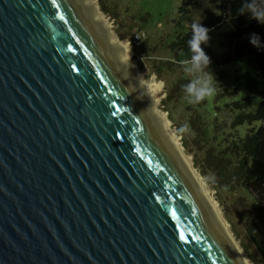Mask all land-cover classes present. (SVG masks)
<instances>
[{"label":"water","instance_id":"95a60500","mask_svg":"<svg viewBox=\"0 0 264 264\" xmlns=\"http://www.w3.org/2000/svg\"><path fill=\"white\" fill-rule=\"evenodd\" d=\"M0 264H247L88 0H0Z\"/></svg>","mask_w":264,"mask_h":264},{"label":"trees","instance_id":"16d2710c","mask_svg":"<svg viewBox=\"0 0 264 264\" xmlns=\"http://www.w3.org/2000/svg\"><path fill=\"white\" fill-rule=\"evenodd\" d=\"M218 14L205 11L202 25L210 29L204 50L210 71L219 87L217 93L199 104L188 102L183 86L189 82L180 61L190 58L191 28L177 37L168 50L172 60L154 62V73L179 68L170 81L162 107L176 126L181 146L208 185L224 200L232 199L245 233L264 262V24L240 9L246 0H210ZM198 0H182L178 13L188 14ZM103 11V10H101ZM259 37V46L250 43ZM158 76V75H157ZM159 77V76H158ZM245 95L234 99L240 93ZM233 114L229 123L217 117V104ZM185 131L181 129L185 128Z\"/></svg>","mask_w":264,"mask_h":264},{"label":"rangeland","instance_id":"374dc122","mask_svg":"<svg viewBox=\"0 0 264 264\" xmlns=\"http://www.w3.org/2000/svg\"><path fill=\"white\" fill-rule=\"evenodd\" d=\"M99 13L103 17L106 25L110 27L117 42L127 44L129 47L130 61L136 64L137 71L143 76L145 81L158 82L161 90L158 94L159 104L165 114L169 127L175 140L181 145L179 136L176 134V126L169 120L168 112L162 107L165 93L169 89L170 81L175 79L180 73L179 68H168L160 73H154L153 63L172 60L169 45L177 40V37L190 29L191 23L196 20H203L205 11L218 14L216 3L210 0H198V6L188 14L178 13L182 0H94ZM103 10V11H101ZM137 36V40L132 38ZM159 77H158V76ZM260 87L264 86L263 78H257ZM245 94L242 92L234 99H240ZM209 101L211 98L209 97ZM225 100H220L217 104V117L225 123H229L233 114L225 111L222 106ZM192 160V157L189 155ZM203 179L210 192V198L220 206L223 218L227 222L236 242L251 264H264L262 258L257 253L251 240L245 233L243 221L238 216L236 208L231 209L229 205L233 198L226 199V208L221 203L224 199Z\"/></svg>","mask_w":264,"mask_h":264},{"label":"clouds","instance_id":"9594fccd","mask_svg":"<svg viewBox=\"0 0 264 264\" xmlns=\"http://www.w3.org/2000/svg\"><path fill=\"white\" fill-rule=\"evenodd\" d=\"M240 11L242 14L247 13L260 24H264V0H246ZM190 28L191 38L188 40V46L191 55L190 58L180 61L183 72L187 77H190L189 82L183 86V91L189 103L199 104L206 98L214 96L218 90L222 91V89L219 87L214 75L208 71L211 60L205 52L204 46L210 40V29L203 26L201 20H194ZM250 43L259 46V37L253 34ZM186 127L181 131H185Z\"/></svg>","mask_w":264,"mask_h":264},{"label":"bare ground","instance_id":"6f19581e","mask_svg":"<svg viewBox=\"0 0 264 264\" xmlns=\"http://www.w3.org/2000/svg\"><path fill=\"white\" fill-rule=\"evenodd\" d=\"M88 1L91 3V6H92L94 12L96 13L97 17L104 24L106 32L113 37V39L115 40V43L122 50L124 57L129 60V50H128L129 47L127 46V44L119 43V42L116 41V39L113 36L112 30H110V27L108 25H106V22L104 21L103 17L99 13V10H98V7H97L95 1L94 0H88ZM136 72H137V74L139 76L140 82L147 89V91L150 93V95L159 103L158 94H159V92L161 90V85L158 82H154V81H150V80L149 81H145L143 79V76L137 71V69H136ZM243 256H244L247 264H251L250 261L247 259V257L244 254H243Z\"/></svg>","mask_w":264,"mask_h":264},{"label":"built area","instance_id":"2783aa9c","mask_svg":"<svg viewBox=\"0 0 264 264\" xmlns=\"http://www.w3.org/2000/svg\"><path fill=\"white\" fill-rule=\"evenodd\" d=\"M132 39L136 41L138 38H137V36L134 35V37Z\"/></svg>","mask_w":264,"mask_h":264},{"label":"snow or ice","instance_id":"6c2138e0","mask_svg":"<svg viewBox=\"0 0 264 264\" xmlns=\"http://www.w3.org/2000/svg\"><path fill=\"white\" fill-rule=\"evenodd\" d=\"M180 239H181V240H184V236H183V234H181Z\"/></svg>","mask_w":264,"mask_h":264}]
</instances>
